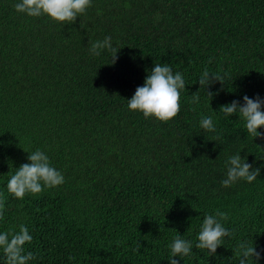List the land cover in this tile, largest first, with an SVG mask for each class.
I'll return each instance as SVG.
<instances>
[{"label":"trees","instance_id":"16d2710c","mask_svg":"<svg viewBox=\"0 0 264 264\" xmlns=\"http://www.w3.org/2000/svg\"><path fill=\"white\" fill-rule=\"evenodd\" d=\"M15 2L0 0V191L8 196L0 228L29 225L34 264H169L176 231L195 241L203 216L217 210L228 213L234 238L215 256L194 248L181 264H229L244 238L264 246V167L252 183H220L229 154L264 164V142L219 111L243 94L264 95V0H93L63 25L21 14ZM105 35L121 46L114 65L109 53L88 52ZM156 63L188 83L168 121L128 108ZM205 69L228 82L210 100L200 89L193 105ZM209 114L215 132L199 126ZM35 148L65 182L19 200L7 178Z\"/></svg>","mask_w":264,"mask_h":264},{"label":"clouds","instance_id":"9594fccd","mask_svg":"<svg viewBox=\"0 0 264 264\" xmlns=\"http://www.w3.org/2000/svg\"><path fill=\"white\" fill-rule=\"evenodd\" d=\"M92 3L93 0H16L14 8L21 14L30 17L47 16L63 25L74 23L77 17L87 12ZM120 48L121 46L113 43L111 35H105L103 39L91 41L88 52L92 57H100L107 52L111 57L110 63L114 65L119 59ZM196 81L199 89L191 96L190 102L193 105L200 103V89L207 94L209 100L218 94L228 82V74L205 69ZM217 83L220 88L215 87ZM186 84L183 72L174 71L169 63H156L145 76L144 82L127 99L128 108L142 113L145 118L168 121L181 111V93L186 89ZM219 111L224 118H231L232 114L238 116L252 141L258 139L264 142V95L256 93L250 97L243 94L220 105ZM199 126L206 132H215L213 115L201 116ZM255 144L261 146L260 143ZM27 153V162L13 168L14 171L7 178L8 194L23 200L26 194L42 193L45 189L58 187L65 182L63 172L52 163L47 151L35 148ZM240 153L241 150L229 154L224 161L226 171L220 181L223 187H231L240 181L252 183L258 179L264 164L256 166L255 161L247 160V154L242 156ZM259 158L264 160V156ZM7 200L8 196L0 191V222L5 221ZM226 221L227 212L217 210L207 213L198 225L195 241L176 231L167 246L166 259L169 264H181V260L184 262L186 257L190 258L194 254V248L206 250L207 257L215 256L218 246L234 238V229L226 226ZM33 239L26 223L0 228V264H34L37 256L26 247ZM122 243L124 241H117V244ZM141 247V243L137 241L133 251L138 252ZM232 249L235 255L229 258V264L231 261H236L237 264H261L264 261V246L254 243L252 237L241 239Z\"/></svg>","mask_w":264,"mask_h":264}]
</instances>
